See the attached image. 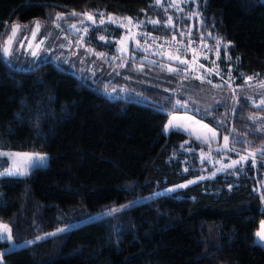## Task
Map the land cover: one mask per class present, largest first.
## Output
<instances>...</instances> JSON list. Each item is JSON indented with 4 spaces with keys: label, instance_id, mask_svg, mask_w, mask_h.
I'll return each instance as SVG.
<instances>
[{
    "label": "trees",
    "instance_id": "obj_1",
    "mask_svg": "<svg viewBox=\"0 0 264 264\" xmlns=\"http://www.w3.org/2000/svg\"><path fill=\"white\" fill-rule=\"evenodd\" d=\"M85 13L142 22L145 31L186 37L194 45L215 42L217 58L206 66L227 84L190 79L156 59L115 56V73L106 82L75 75L73 67L49 58L4 57L2 46L15 25L86 23ZM113 29L117 37L120 30ZM97 33L88 34L86 46L114 54V42L99 41ZM159 79L182 92L158 88ZM263 83L264 0H0V149L48 156L46 167L25 178H0V221L13 243L203 175L202 145L180 132L162 133L172 113L190 114L219 138L227 136L228 155H256L107 219L5 253L3 262L264 264V249L253 242L264 221V103L251 95ZM188 87L225 92L233 103L196 109Z\"/></svg>",
    "mask_w": 264,
    "mask_h": 264
},
{
    "label": "rangeland",
    "instance_id": "obj_2",
    "mask_svg": "<svg viewBox=\"0 0 264 264\" xmlns=\"http://www.w3.org/2000/svg\"><path fill=\"white\" fill-rule=\"evenodd\" d=\"M85 19H87L86 23L79 22L67 25L57 24L56 26L48 29H43L37 27V25H34L31 28L24 30L22 27L15 25V31L12 30L11 36L2 46V53L6 59H17L20 57L29 59L49 58L55 62L64 63L69 68L73 67L71 73L75 75L77 72H80L82 74L88 75L89 77L95 76L104 81L106 80V82L109 81L115 73V70L110 68V63L115 60V56L124 58L131 57L139 60L140 62L150 63H155L156 59V62H158L162 67L169 70L171 69V71H176L180 67V69L185 72V74L189 76L190 79H194L199 82H207L213 87L218 86L219 84L223 86L227 84V82L221 78V75H215L213 68L211 69L209 67L202 66L194 60L186 62L183 60H175V58L171 55H165V57L158 56L155 58V56L142 51L137 44V36L139 34L138 31L139 29H142V27L146 26L142 22L137 23L125 18H111L110 20L108 17L103 18L104 23L101 24V18H93L90 20L88 16H86ZM158 24L159 22L153 24V26ZM113 28L120 30L117 37H114L115 32H113ZM93 30H98L96 37L99 41L103 43L114 42V54L106 55L102 50H93L92 48L86 46L84 40ZM69 38H74L73 40L75 42L72 44ZM5 47L9 49L8 53L3 51ZM33 52L36 53L35 56L32 55ZM173 64L174 66H172ZM212 75L216 81H214ZM156 83L158 88H161L166 92H182L181 88H178L179 86L176 87L171 85V82L168 79H159ZM192 88L193 87H188L187 91H193V94H196V99L192 102V105L196 107V109L200 108L211 110L212 108L219 104H223L226 101L233 103L234 97L229 96V94H226L225 92L216 93L215 91L208 89L201 88V91L199 89ZM251 95L257 100V105H262V101H264V83L256 87L252 91ZM172 131L183 133L195 142L202 145V149L198 150L197 154L199 163L202 165V170H204L203 175L196 179L190 180L192 183H189L190 181H188L173 188H168L162 191L150 193L145 196L133 198L127 202L91 214L82 220L58 227L50 232L24 241L20 244H15L12 242L8 225L0 221V237H2L0 238V264H5L2 260V256L5 253L30 246L44 239L63 234L85 223L98 222L107 219L114 214L148 202L157 196L168 194L175 189L184 188L207 178H212L213 176L220 174L227 169H232L238 164H242L249 159L253 160L256 157L255 153H237L236 155H228L227 141L224 139L226 136L219 138L216 130L187 113H172L169 115L165 125L162 128V133L167 134ZM0 153L10 154L0 155V173H6L9 170H16L17 168L28 172V174L24 176L3 175L0 176V178H25L29 176L34 169L44 168L48 164V156L44 153L10 151L2 149H0ZM12 154H30V156L25 157L23 155ZM40 156L46 158L43 165L39 166V161L37 160L38 166L35 168H30L29 165L32 163V160ZM181 185L185 186L180 187ZM261 190L262 189L259 188V191ZM261 200L263 201L264 210V198H261ZM125 205H127V207H123ZM61 229H63V231H60ZM258 232L264 234V221H260L253 236V242L264 249V241L259 239L257 236Z\"/></svg>",
    "mask_w": 264,
    "mask_h": 264
},
{
    "label": "built area",
    "instance_id": "obj_3",
    "mask_svg": "<svg viewBox=\"0 0 264 264\" xmlns=\"http://www.w3.org/2000/svg\"><path fill=\"white\" fill-rule=\"evenodd\" d=\"M138 32L137 44L139 48L153 56L165 57V55H171L175 60H183L185 62L194 60L200 65L206 66V63L215 60L218 55V46L215 42L194 45L186 37H166L143 29H139ZM215 75L217 76L216 71ZM260 198H264V189L262 194H260ZM261 202L263 203L262 200Z\"/></svg>",
    "mask_w": 264,
    "mask_h": 264
},
{
    "label": "snow or ice",
    "instance_id": "obj_4",
    "mask_svg": "<svg viewBox=\"0 0 264 264\" xmlns=\"http://www.w3.org/2000/svg\"><path fill=\"white\" fill-rule=\"evenodd\" d=\"M157 2H159V0H157ZM73 15H76V13H73ZM85 15H88V18H89L90 20L93 19V17H92L91 15L87 14V13H85ZM58 18H59V17H58ZM109 19L111 20V17H109ZM100 23H101V24L104 23L103 18H101ZM152 23H153V24H156V23H158V22H157V21H152ZM168 23L171 24V18H169ZM37 27H39L38 24H37ZM13 31H15V26H14V28H13ZM3 51H4L5 53H8L9 49H8L7 47H5V48L3 49ZM32 55L35 56L36 53L33 52ZM170 71H171V69H170ZM248 79H251V77H249ZM177 103L180 104L181 102H180V101H177ZM262 103H264V101H262ZM224 139H225V141H227V140H228V137L226 136V137H224ZM0 155H10V154H7V153H0ZM12 155H23V156H25V157H29V156H30V154H12ZM45 159H46V158H45V157H42V156L37 157L36 159H33V160H32V163L29 165V167H30V168H35V167H37V166H38V165H37V160L39 161V166H42L43 163H44V161H45ZM242 159H243V158H242ZM234 163H235V162H234ZM27 174H28L27 171H23V170H20L19 168H17L16 170H9V171H7L6 173H0V176H3V175H9V176H24V175H27ZM189 183H192V181H190ZM184 186H185V185H181L180 187H184ZM169 191H171V190H169ZM123 207H127V205H125V206H123ZM109 214H111V213H109ZM60 231H63V229H61ZM257 236L259 237V239H260L261 241H264V234H261L260 232H258V233H257ZM0 238H2V237H0Z\"/></svg>",
    "mask_w": 264,
    "mask_h": 264
}]
</instances>
